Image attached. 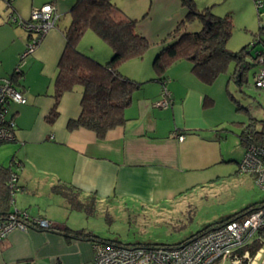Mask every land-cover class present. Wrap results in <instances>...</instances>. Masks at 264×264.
Masks as SVG:
<instances>
[{
  "label": "crops",
  "instance_id": "1",
  "mask_svg": "<svg viewBox=\"0 0 264 264\" xmlns=\"http://www.w3.org/2000/svg\"><path fill=\"white\" fill-rule=\"evenodd\" d=\"M76 1L0 0V79L14 75L29 39L28 32L12 18L27 20L34 9L51 2H56L60 14L57 27L25 58L22 72L16 74V86L27 102L11 105L8 116L17 124L16 139L0 144V165L11 166L13 159L21 162L12 166L20 187L12 209L25 211L32 220L47 219L57 229H13L0 242V264H93V242L62 232L69 227L99 235L84 225L93 213L85 207L87 203L95 207L138 203L158 208L195 184L212 180L205 173L217 158L215 126L222 120L213 113L217 91L213 86L207 88L186 64L176 62L167 70L172 104L161 107L157 101L164 85L155 79L154 68L148 61L140 62L142 58L124 62L120 71L144 84L134 91L124 110L126 121L104 138L86 128L68 129L69 120L81 112L80 85L62 96L55 122L47 121L54 105L57 65L66 44L62 29L70 24ZM114 1L137 19L138 31L151 42L143 57L147 60L158 53L163 40L187 14L181 0ZM103 43L105 51L95 59L106 63L112 50ZM179 134L184 135L183 140ZM246 175L255 181L253 174ZM55 185L59 191L53 190ZM70 187L82 208L73 206ZM168 208L178 210L176 205ZM200 231L179 243L159 245L180 244L204 232Z\"/></svg>",
  "mask_w": 264,
  "mask_h": 264
},
{
  "label": "trees",
  "instance_id": "2",
  "mask_svg": "<svg viewBox=\"0 0 264 264\" xmlns=\"http://www.w3.org/2000/svg\"><path fill=\"white\" fill-rule=\"evenodd\" d=\"M181 3L187 10V14L175 31L163 40L156 54L153 61L155 79L161 83L166 82V72L169 67L177 61L188 60L192 63L193 73L204 83L212 84L221 74L227 72L230 63L233 62L235 68L229 80H234L239 85L242 84L244 73L251 65L247 60L250 55L249 46L236 52L227 48V42L233 30L231 15L216 16L209 7L199 11L195 0H181ZM70 15V24L62 29L66 44L57 65L53 94L54 105L46 119L49 123L55 122L59 116L62 96L80 85L83 87L81 112L78 117L69 120L68 129L86 128L94 131L99 138H104L108 131L126 121L124 110L131 104L134 91L144 84V82L124 75L118 66L134 58H143L151 47V42L138 31L137 19L126 14L114 0H77L70 10ZM194 19H199L203 26L198 31H188L186 26ZM259 19L261 29L259 34L262 40L264 19L260 9ZM88 30L95 32L110 46L112 56L108 62H99L79 49L78 43ZM262 41L264 43V38ZM262 52L264 53V48ZM252 64L256 63L252 62ZM14 77L16 83L18 77L15 74ZM239 135L244 145L250 140L254 143H264V127L258 129L255 125H250ZM248 137L251 138L248 139ZM15 162L19 161L13 159L11 166L0 165V222L14 211L12 209L14 195L9 182L12 173L16 171L12 167ZM70 189L71 201L76 207L75 204H80V201L77 200L74 188L70 187ZM53 190L59 191L60 188L55 185ZM258 204L254 203L235 214L209 224L203 230L206 231L234 218L244 216ZM32 226L38 227L37 224ZM56 229L57 227L53 224L49 228L53 231ZM62 232L73 238L92 242H120L83 229L73 230L66 227ZM246 249L253 256L258 250V245L251 244L241 249L239 255L242 256ZM244 261L246 263L247 260Z\"/></svg>",
  "mask_w": 264,
  "mask_h": 264
},
{
  "label": "rangeland",
  "instance_id": "3",
  "mask_svg": "<svg viewBox=\"0 0 264 264\" xmlns=\"http://www.w3.org/2000/svg\"><path fill=\"white\" fill-rule=\"evenodd\" d=\"M195 3L199 11L209 7L216 16L231 15L233 30L227 42L230 51H240L247 46L253 54L262 51L264 32L262 40L259 39V9L255 0H195ZM261 11L264 19V3ZM202 26L199 19H194L187 24L186 29L198 31ZM103 42L105 41L96 33L89 30L80 39L78 47L95 59L96 54L105 51L106 45ZM253 54L247 57L251 65L244 73L242 84L229 80L235 68L233 62L227 72L221 74L212 84H206L207 88L213 86L217 91V104L213 113L216 118L222 119L215 126L217 143L214 146L217 158L205 173L212 180L195 184L184 191L182 196L175 200L172 197L171 202H165L163 207L158 208L138 203L127 205L120 202L114 206L103 203L96 207L91 202L87 203L85 207L91 208L93 213L84 222L85 226L101 237L117 239L126 245L175 244L209 224L264 200V190L249 175L240 173L238 163L245 153V146L239 134L250 125H255L258 129L264 127V89L255 85L254 73L258 70V65L252 64ZM155 57L156 54L151 60L142 58L140 60L143 61L140 62L145 64L148 61L153 67ZM177 62L175 63L186 64L192 69V63H188L190 61ZM122 64L118 66L119 69ZM8 159L10 158L7 157L6 161H9ZM75 205L82 208L80 204ZM170 205H176L178 210L169 209ZM244 260H247L246 263ZM244 260L232 263L229 258L224 264H264V257L258 253L246 256ZM222 263L223 261L219 260L215 264Z\"/></svg>",
  "mask_w": 264,
  "mask_h": 264
},
{
  "label": "built area",
  "instance_id": "4",
  "mask_svg": "<svg viewBox=\"0 0 264 264\" xmlns=\"http://www.w3.org/2000/svg\"><path fill=\"white\" fill-rule=\"evenodd\" d=\"M255 3L261 10L264 0H257ZM59 18L56 2L45 3L34 9L27 20L12 18L29 34L15 75L22 72L25 58L36 51L50 30L56 28ZM250 49L249 47L248 50ZM254 62L258 65V70L254 73L255 85L264 89V53L261 50L257 51ZM163 85L162 98L157 101V105L168 107L172 104V98L166 82H163ZM26 102V96L16 86L14 75L0 79V143L16 139L17 124L8 114L12 104ZM178 137L183 140L184 135L179 134ZM15 165L20 163L15 162ZM239 171L243 174H253L256 184L264 190V143H254L251 140L247 142L239 163ZM9 185L13 195L20 191L17 171L12 173ZM36 224L42 228L52 226V222L47 219L32 220L25 211L14 209L0 222V242L13 229L26 230ZM251 244H257L256 253L264 257V200L248 214L214 226L177 245H126L111 241H94L93 264H215L219 260L224 264L229 258L232 263H240L251 253L246 249L240 256L239 251Z\"/></svg>",
  "mask_w": 264,
  "mask_h": 264
},
{
  "label": "water",
  "instance_id": "5",
  "mask_svg": "<svg viewBox=\"0 0 264 264\" xmlns=\"http://www.w3.org/2000/svg\"><path fill=\"white\" fill-rule=\"evenodd\" d=\"M248 51H249L250 54H253L252 51H251V49L248 50ZM253 55H254V57H255V56L257 55V52H255Z\"/></svg>",
  "mask_w": 264,
  "mask_h": 264
}]
</instances>
